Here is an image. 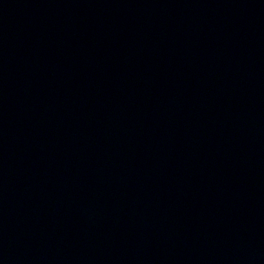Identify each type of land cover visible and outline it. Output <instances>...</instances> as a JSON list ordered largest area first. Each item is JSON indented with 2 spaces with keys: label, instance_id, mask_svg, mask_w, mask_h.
<instances>
[{
  "label": "water",
  "instance_id": "1",
  "mask_svg": "<svg viewBox=\"0 0 264 264\" xmlns=\"http://www.w3.org/2000/svg\"><path fill=\"white\" fill-rule=\"evenodd\" d=\"M0 264H264V0H0Z\"/></svg>",
  "mask_w": 264,
  "mask_h": 264
}]
</instances>
